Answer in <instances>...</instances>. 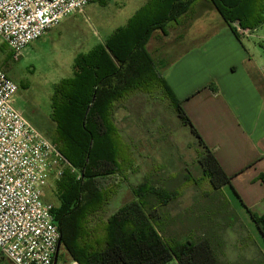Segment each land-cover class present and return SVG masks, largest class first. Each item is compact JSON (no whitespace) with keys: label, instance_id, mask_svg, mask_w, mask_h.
<instances>
[{"label":"trees","instance_id":"trees-1","mask_svg":"<svg viewBox=\"0 0 264 264\" xmlns=\"http://www.w3.org/2000/svg\"><path fill=\"white\" fill-rule=\"evenodd\" d=\"M202 1L212 6L237 39L233 23L250 29L264 23V0H148L124 27L78 54L71 76L54 85L49 115L53 144L78 172L74 178L66 168L74 177L57 182L58 204L51 210L60 233L62 254L59 251L57 264L64 256L74 264H232L220 261L211 234L165 242L158 231L159 208L177 199L179 189L161 190L145 181L132 188L131 201L106 212L121 186L118 176L130 167L136 170L133 144L118 129L115 113L137 95L166 103L189 129L199 147L200 180L211 192L230 184L231 177L204 144L163 75L171 62L164 64L150 49L156 33L167 37L185 25ZM209 88L216 91L213 84ZM184 180L194 183L189 175ZM260 180L264 184L263 175ZM248 214L264 240V215L249 210ZM259 257L258 264H264L260 251ZM2 260L0 256V264Z\"/></svg>","mask_w":264,"mask_h":264},{"label":"rangeland","instance_id":"rangeland-1","mask_svg":"<svg viewBox=\"0 0 264 264\" xmlns=\"http://www.w3.org/2000/svg\"><path fill=\"white\" fill-rule=\"evenodd\" d=\"M147 1L95 0L23 47L17 59L12 58L7 49H0V67L18 87L13 97V107L54 143L53 124L49 116L54 85L71 76L73 60L78 54L89 51L115 30L124 27L127 20ZM190 20L193 27L183 32ZM221 24L224 22L212 6L202 1L185 25L173 29L174 33L171 30L167 37L156 33L150 49L166 64L185 47L202 42L207 32ZM233 27L240 39L234 36L228 39L226 35L219 34L213 38L214 41L221 42L225 46L224 51H234L229 43L235 42L257 67L263 68L264 23L250 29L235 22ZM217 54L222 57L220 52ZM10 72L17 77L11 76ZM115 123L123 137L133 144L136 170L130 167V170L126 169L118 176L121 186L108 204L107 215L131 201L132 188L142 182L148 181L161 190L179 189L181 192L177 199L159 208L161 223L158 231L165 242H184L211 234L221 262L261 263L260 250L251 241L250 227L235 217L219 192H211L207 182L200 180L197 142L166 103L137 95L116 110ZM63 172L61 178L52 179L44 188L43 199L52 207L58 204V180L78 176L76 170L72 172L74 175H69L66 168ZM187 175L194 183L185 182L184 176ZM183 184L185 186L179 188ZM199 223L215 231L201 228ZM0 256L3 258L1 264H10L2 254ZM58 264L74 263L64 256Z\"/></svg>","mask_w":264,"mask_h":264},{"label":"crops","instance_id":"crops-1","mask_svg":"<svg viewBox=\"0 0 264 264\" xmlns=\"http://www.w3.org/2000/svg\"><path fill=\"white\" fill-rule=\"evenodd\" d=\"M189 27H193L191 20L183 32ZM219 34L228 39L234 36L227 24L214 26L202 42L173 57L163 75L204 144L231 177L230 184L219 191L221 198L250 227V236L264 256V240L248 214L249 210L264 215V184L260 180L264 176L263 68L233 41L229 45L234 51H224L225 46L213 39Z\"/></svg>","mask_w":264,"mask_h":264},{"label":"built area","instance_id":"built-area-1","mask_svg":"<svg viewBox=\"0 0 264 264\" xmlns=\"http://www.w3.org/2000/svg\"><path fill=\"white\" fill-rule=\"evenodd\" d=\"M95 0H0V40L12 58ZM264 78V67L262 69ZM18 90L0 68V254L12 264H52L60 233L44 188L75 169L13 107Z\"/></svg>","mask_w":264,"mask_h":264},{"label":"water","instance_id":"water-1","mask_svg":"<svg viewBox=\"0 0 264 264\" xmlns=\"http://www.w3.org/2000/svg\"><path fill=\"white\" fill-rule=\"evenodd\" d=\"M60 247H61V242L59 240L58 243H57V246H56V250H55L54 256H53L52 264H57V259H58V254H59V251H60Z\"/></svg>","mask_w":264,"mask_h":264},{"label":"flooded vegetation","instance_id":"flooded-vegetation-1","mask_svg":"<svg viewBox=\"0 0 264 264\" xmlns=\"http://www.w3.org/2000/svg\"><path fill=\"white\" fill-rule=\"evenodd\" d=\"M10 75L13 76L14 78L17 77L16 74L15 73H12V72H10Z\"/></svg>","mask_w":264,"mask_h":264}]
</instances>
